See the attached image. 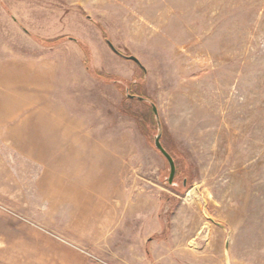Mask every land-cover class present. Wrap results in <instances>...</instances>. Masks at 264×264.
<instances>
[{"label": "rangeland", "instance_id": "1", "mask_svg": "<svg viewBox=\"0 0 264 264\" xmlns=\"http://www.w3.org/2000/svg\"><path fill=\"white\" fill-rule=\"evenodd\" d=\"M0 264H264V0H0Z\"/></svg>", "mask_w": 264, "mask_h": 264}, {"label": "water", "instance_id": "2", "mask_svg": "<svg viewBox=\"0 0 264 264\" xmlns=\"http://www.w3.org/2000/svg\"><path fill=\"white\" fill-rule=\"evenodd\" d=\"M109 47L115 51L116 53H118L119 55H123L124 57L131 59L133 61H135L136 63H140V61L138 60L137 57L133 56V55H124L122 54L120 51H118V49L115 48V46L112 44L111 41L107 42ZM127 95L131 98H138L139 100H144L145 98L139 95H134L131 93L127 92ZM152 109H153V113L158 121V125H159V132L158 135L155 137V145L156 147L160 150V152L166 157V159L169 162L170 165V176H169V182H172L174 179V176L176 174L177 171V166L174 160V157L168 152V150L163 146L162 142H161V137H162V124L159 120V112H158V108L154 103H151Z\"/></svg>", "mask_w": 264, "mask_h": 264}, {"label": "trees", "instance_id": "3", "mask_svg": "<svg viewBox=\"0 0 264 264\" xmlns=\"http://www.w3.org/2000/svg\"><path fill=\"white\" fill-rule=\"evenodd\" d=\"M109 40H107V42H108ZM118 54V53H117ZM121 55V54H120ZM121 56H123V55H121ZM139 65H140V63H138Z\"/></svg>", "mask_w": 264, "mask_h": 264}]
</instances>
